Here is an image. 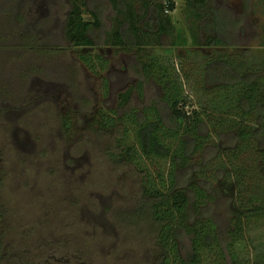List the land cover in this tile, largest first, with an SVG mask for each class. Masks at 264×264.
<instances>
[{
    "label": "rangeland",
    "instance_id": "374dc122",
    "mask_svg": "<svg viewBox=\"0 0 264 264\" xmlns=\"http://www.w3.org/2000/svg\"><path fill=\"white\" fill-rule=\"evenodd\" d=\"M168 2L174 5L165 12L168 32L159 35L157 22L147 30L146 20L157 14L155 4ZM82 3L86 4L83 12H98L102 19V42L97 40L92 48H73L65 37L67 15L73 4L81 7ZM212 3L224 21L238 24L225 26L229 34L209 30L213 21L195 17L187 0H0V34L6 37L5 41L0 37V106L6 110L0 118L2 264H8L9 245L34 246L41 238L46 239L48 251H56L48 264H62L63 252L78 253L82 246L94 262L104 259L116 264L110 254L99 255L98 249L109 240L94 220L97 216L108 220L111 214L136 204L141 199L140 175L133 167L110 160L107 152L113 150L118 132L97 130V114L115 110L118 94L140 82L143 95L134 94L130 106L141 109L160 95L155 83L146 82L138 63L148 56L158 57L174 70L183 85L186 105L182 107L187 112L198 110L199 102L211 101L203 92L204 87L215 85L207 82L203 72L210 56L232 57L241 73L250 69L264 74V0ZM130 12L142 17L138 27L150 33L143 35L140 49L103 43L105 33L127 29ZM214 35L233 46L203 45ZM86 53L103 55L107 68L97 75L91 73L78 61ZM105 81L108 92L104 91ZM237 92V88L219 92L215 104L227 110ZM71 111L76 119L66 132L62 118ZM143 165L156 177L154 166L148 161ZM214 185L224 187L221 196L233 194L234 186L225 177ZM224 200L220 201L222 209ZM222 213L217 214L221 229L226 226ZM109 224L114 226L115 248L128 262L156 257L143 229ZM246 236L244 243L235 246V253L247 264H264V222L252 221ZM53 237L56 245L49 243Z\"/></svg>",
    "mask_w": 264,
    "mask_h": 264
},
{
    "label": "trees",
    "instance_id": "16d2710c",
    "mask_svg": "<svg viewBox=\"0 0 264 264\" xmlns=\"http://www.w3.org/2000/svg\"><path fill=\"white\" fill-rule=\"evenodd\" d=\"M187 5L195 17H208L213 21L211 31L225 35L229 34L226 30L229 22L233 27L238 25L234 21H224L212 0H187ZM83 6L86 4L82 3L81 7L73 4L66 19L65 37L73 48H92L97 40H102L100 14L83 12ZM155 8L157 14L147 19L145 25L150 30L157 22L159 35H162L168 32L166 28L170 24L165 12L172 11L174 5L156 3ZM128 15L127 29L116 28L111 35L105 33L103 43L134 45L140 49L143 35L150 33L138 27L141 16L132 12ZM21 19L24 23V17ZM0 37L5 41V35L0 34ZM203 45L233 46L219 35L208 37ZM78 61L94 75L104 71L108 63L103 55L92 57L88 53L79 55ZM206 61L204 77L215 85L204 87L203 92L211 101L199 102L198 110L184 111L183 85L174 70L172 72L158 57L148 56L138 63L146 82L155 83L160 95L141 109L130 106L134 94L143 95L140 82L118 94L115 110L97 114V130L118 132L113 150L107 152L108 157L115 164L133 167L140 175L141 186V199L131 208L111 214L108 220L102 216L95 218L94 223L103 227L109 240L98 249L103 258L110 254L116 264H247L235 253V246L245 242L252 221L264 222V74L250 69L241 73L233 58L225 55H213ZM106 82L104 91L108 92ZM229 88H237L238 92L232 105L224 110L215 101L220 98L219 92ZM0 109L1 118L6 110L1 106ZM74 116L71 111L62 118L66 132L71 131ZM226 137H230V141L221 143ZM144 161L156 168V177L143 165ZM224 177L227 184L234 186L233 194L221 196L224 187L214 185ZM224 197L225 209H222L220 201ZM220 212L226 219L222 229L217 216ZM109 223L131 230L143 229L151 248L156 249V257L135 258L128 262V257L115 248L114 226ZM37 242L34 246L9 245L8 264H48L47 259L56 251H48L46 239ZM49 243L56 245L57 239L53 237ZM79 248L78 253L63 252L60 262L112 264L100 257L101 262L96 263L83 246ZM3 254L4 247L0 243V264Z\"/></svg>",
    "mask_w": 264,
    "mask_h": 264
}]
</instances>
